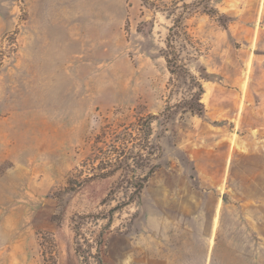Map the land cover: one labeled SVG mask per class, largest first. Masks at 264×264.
Masks as SVG:
<instances>
[{
  "label": "rangeland",
  "instance_id": "374dc122",
  "mask_svg": "<svg viewBox=\"0 0 264 264\" xmlns=\"http://www.w3.org/2000/svg\"><path fill=\"white\" fill-rule=\"evenodd\" d=\"M213 3L227 26L186 14L174 86L161 53L182 0H0V264H98L100 233L107 264H264V0ZM196 81L202 115L176 107ZM147 114L160 154L133 201L67 189ZM89 213L85 259L72 217Z\"/></svg>",
  "mask_w": 264,
  "mask_h": 264
},
{
  "label": "trees",
  "instance_id": "16d2710c",
  "mask_svg": "<svg viewBox=\"0 0 264 264\" xmlns=\"http://www.w3.org/2000/svg\"><path fill=\"white\" fill-rule=\"evenodd\" d=\"M214 1L217 0H194L190 3L182 0V10L172 18V24L168 28L165 38V47L161 54L171 74L170 82L174 86L175 82L186 72L185 64L182 61V49H185L187 45H191V37L183 23L186 14L200 8L201 12L215 17L222 27L226 28L227 26L230 18L218 10L213 3ZM193 86L195 90L190 92L187 98H181L176 107H183L191 113L202 115L204 106L200 99L203 89L198 81ZM170 108L169 105L166 107L167 110H170ZM154 118L155 116L152 114L139 116L135 122L123 126L120 130H114L109 141H103V145L97 147L94 154L84 164H81L80 168H75L78 173L67 180V189L76 190L96 180L103 182L106 192L100 200L102 203L114 199L119 191L123 192L126 200L113 206L109 212L133 201L157 167L156 164L152 163V160L160 154V147L151 140V122ZM83 174L84 176H82ZM88 217L96 219L99 216L89 213L75 214L72 217L74 221L73 231L77 236L75 251L85 259L90 253L83 246V242L88 244L89 241L82 235L80 230L83 224L82 220ZM79 237L83 240L82 243L78 241ZM96 241L98 245L94 257L98 264H107L104 260L105 251L102 233L97 235Z\"/></svg>",
  "mask_w": 264,
  "mask_h": 264
}]
</instances>
